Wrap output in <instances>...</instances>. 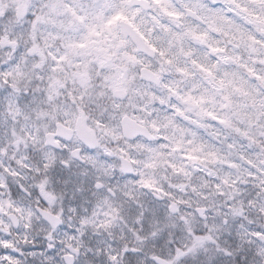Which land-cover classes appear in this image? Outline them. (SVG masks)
<instances>
[{
    "label": "clouds",
    "instance_id": "clouds-1",
    "mask_svg": "<svg viewBox=\"0 0 264 264\" xmlns=\"http://www.w3.org/2000/svg\"><path fill=\"white\" fill-rule=\"evenodd\" d=\"M0 264H264V0H0Z\"/></svg>",
    "mask_w": 264,
    "mask_h": 264
}]
</instances>
